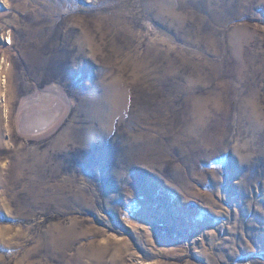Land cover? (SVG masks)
<instances>
[{"label":"rangeland","instance_id":"374dc122","mask_svg":"<svg viewBox=\"0 0 264 264\" xmlns=\"http://www.w3.org/2000/svg\"><path fill=\"white\" fill-rule=\"evenodd\" d=\"M0 264H264V0H0Z\"/></svg>","mask_w":264,"mask_h":264},{"label":"bare ground","instance_id":"6f19581e","mask_svg":"<svg viewBox=\"0 0 264 264\" xmlns=\"http://www.w3.org/2000/svg\"><path fill=\"white\" fill-rule=\"evenodd\" d=\"M42 126V125H41Z\"/></svg>","mask_w":264,"mask_h":264}]
</instances>
